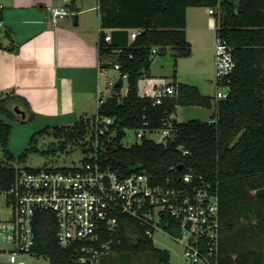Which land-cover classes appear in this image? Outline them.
I'll return each instance as SVG.
<instances>
[{"label": "trees", "instance_id": "obj_1", "mask_svg": "<svg viewBox=\"0 0 264 264\" xmlns=\"http://www.w3.org/2000/svg\"><path fill=\"white\" fill-rule=\"evenodd\" d=\"M216 3L215 36L228 41L234 57V69L228 75L229 93L218 99L203 94L194 84L175 80L176 59L191 51L185 35L186 7ZM70 4L73 9L72 0ZM98 8L100 66L109 68L114 61L119 62L118 81L96 108V113L113 117L112 128L95 144L94 112L82 114L69 124L45 125L36 133L51 132L75 142L88 134L89 139L81 144V161L96 157L122 174L145 169L154 175L155 182L171 177L173 183H179L181 173L192 167L218 185L220 264H264V194L254 192L264 187V0H98ZM105 28L111 29L110 41L105 40ZM130 28L140 29L134 39L129 38ZM117 46L122 49L115 55L112 49ZM153 46L158 47L157 53L169 47L174 65L171 83L175 91L157 103L138 93V80L149 75ZM112 56L115 58L110 59ZM123 73L127 74L124 93L120 91ZM12 105L27 112V116L20 118ZM180 105L213 107L210 117L215 121L173 117V134L164 141L143 135L129 145L122 143L127 128L160 127ZM33 114L24 96L13 89L0 92V150L6 159L0 158L2 186H8L15 174L17 165L10 161L24 160L36 148L32 145L33 134L29 145L15 158L7 146L11 123L1 115L26 121ZM34 231L33 249L38 256L47 257L49 264H81L73 246L58 244L52 213L39 211ZM104 241H109V251L123 254L127 264H133L132 255L141 253L152 254L158 264H170L168 249L155 246L152 237L145 235L137 220L127 214H120L115 230L103 231L96 244ZM105 255L102 253L100 259Z\"/></svg>", "mask_w": 264, "mask_h": 264}, {"label": "built area", "instance_id": "obj_2", "mask_svg": "<svg viewBox=\"0 0 264 264\" xmlns=\"http://www.w3.org/2000/svg\"><path fill=\"white\" fill-rule=\"evenodd\" d=\"M217 7L218 3L209 6V13L213 15ZM48 10L52 20L68 14L64 5H51ZM139 30L130 28L129 38L134 39ZM104 37L110 41V30L105 31ZM121 49L114 47L112 53L117 55ZM157 50V46L151 47L149 58H153ZM112 68L119 71V62L114 61ZM233 69L232 46L217 34L214 41L215 99L228 95V75ZM159 80L145 85L138 93L156 103L162 96L174 93L171 82L161 77ZM113 83L108 80V84ZM107 95L110 93L105 94L99 89L97 106ZM173 117L174 113L170 114L157 128L137 127L135 136L138 140L144 135L156 142L164 141L173 134ZM208 120L212 122L215 118ZM113 121V117L95 111V144L112 128ZM150 133H158L159 137H149ZM62 167L16 166L11 183L8 186L0 183V243L5 244L0 252L5 255L6 264H14L22 255H37L33 249L34 219L41 210L52 213L58 244L73 246L76 260L81 264H100V255L108 250L109 241L96 243L103 231L115 230L120 214L136 219L149 237L159 229L180 242L185 264H220L218 185L206 180L192 167L181 173L179 183H173L171 177H166L164 182H155L154 175L145 169L122 174L103 165L96 157L82 160L76 166Z\"/></svg>", "mask_w": 264, "mask_h": 264}, {"label": "crops", "instance_id": "obj_3", "mask_svg": "<svg viewBox=\"0 0 264 264\" xmlns=\"http://www.w3.org/2000/svg\"><path fill=\"white\" fill-rule=\"evenodd\" d=\"M70 3L71 0H0V92L13 89L24 96L33 118L47 125L52 121L69 124L82 114H93L99 89L108 87L107 73L116 70L100 66L98 0L95 4L72 0L73 9ZM51 5L66 6L68 14L52 20L48 10ZM208 8L189 5L185 9V35L191 51L178 58L182 60L179 66L191 70L181 71L184 76H180V70L175 68V80L194 84L203 94L213 95L206 90L214 76L215 41V18ZM93 9L96 20H90ZM159 78L152 76L150 64L149 75L140 79L148 86L159 82ZM209 108L213 112V107ZM178 110L179 107L174 113L176 119ZM107 259H100V264ZM142 264L158 263L151 257Z\"/></svg>", "mask_w": 264, "mask_h": 264}, {"label": "rangeland", "instance_id": "obj_4", "mask_svg": "<svg viewBox=\"0 0 264 264\" xmlns=\"http://www.w3.org/2000/svg\"><path fill=\"white\" fill-rule=\"evenodd\" d=\"M95 4L96 0H88ZM90 20L95 19L96 20V10L93 9L92 12H90ZM70 19H72L71 16H69ZM3 25H0V28H2ZM115 56H112L110 59H114ZM181 59H177L178 67L175 66L178 71L180 70V76L181 71L184 73H188L191 68L189 67H182L181 64L179 66V63H181ZM151 67H152V76L153 77H161L167 82L172 81V73L174 69L173 65V57L171 55V50L169 47L165 49V52L163 53H157L154 55L152 61H151ZM119 73L117 70H110L107 73L106 79H111L114 83L113 85L118 81ZM122 86L120 91L123 93L126 91V85L127 80L125 76H122ZM188 82V81H187ZM112 84H108V87L104 88V93L109 94L113 87ZM145 86V80L139 79L138 80V89L139 91H142V88ZM206 90L210 94H214L215 85L213 83V80L210 83H207ZM15 106L12 105V109L15 112L14 109ZM178 120H187L190 118H193V116H197L199 118L205 119L208 118L209 115L212 113V108H204V107H197L196 105H180L178 106ZM94 112L96 111L93 110ZM92 111V112H93ZM27 116V112L25 113ZM91 115V114H90ZM1 117L5 120L11 123V131L8 138V149L12 152L14 157H18L19 154H21L25 148L29 145V139L31 135L35 134L34 140L32 142V145L36 148L33 151L28 152L27 156L24 160L21 161H10L12 164L17 165L19 167H46V166H52V167H72L79 165L81 162V159L83 157L82 152V143L89 139V135L87 134L84 139H78V142L73 141L72 139L65 138V136L56 137L51 132H45L43 134L36 133L39 129L44 127L47 124H43L41 120L38 118H32L30 120L21 121L17 118H9L5 115H1ZM210 118V117H209ZM208 118V119H209ZM76 120V119H75ZM51 122V121H50ZM65 122V121H61ZM71 122V121H69ZM73 122V121H72ZM56 123V121H52L49 125H52ZM58 124H67V123H60L58 121ZM149 137H152L154 139L159 137L158 133H150L148 135ZM135 136V130L133 128H127L126 134L122 138V143L125 145H129L135 140H138ZM88 144V142L86 143ZM88 146V145H87ZM0 158L2 160H6L5 157L2 155V151L0 150ZM153 243L155 246L159 248H166L169 251L170 254V264H185L184 257H183V246L180 242L176 241L174 238L169 236L167 233L163 232L162 230L156 229L153 232L152 235ZM1 247H5V244L0 243V249ZM106 255L104 257H107L109 259H112L109 261L107 259L104 264H127L123 260V254H119L117 252L109 251V249L104 252ZM133 259V264H142L144 261H148L149 258L153 257L156 259L152 254L150 253H141ZM0 262L6 263L5 255H3L0 252ZM14 264H49L48 258L44 256H27L22 255L18 257L17 261ZM130 264V263H128Z\"/></svg>", "mask_w": 264, "mask_h": 264}, {"label": "water", "instance_id": "obj_5", "mask_svg": "<svg viewBox=\"0 0 264 264\" xmlns=\"http://www.w3.org/2000/svg\"><path fill=\"white\" fill-rule=\"evenodd\" d=\"M16 114L20 117V118H24L25 117V112L24 110L20 109L17 105L14 107ZM181 166V165H180ZM255 194H259L262 195L264 194V187H260L257 188L255 191Z\"/></svg>", "mask_w": 264, "mask_h": 264}]
</instances>
